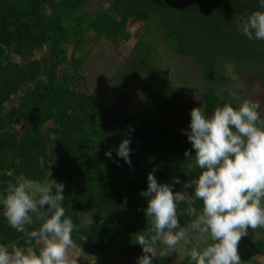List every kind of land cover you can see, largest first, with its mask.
<instances>
[{
	"label": "trees",
	"instance_id": "16d2710c",
	"mask_svg": "<svg viewBox=\"0 0 264 264\" xmlns=\"http://www.w3.org/2000/svg\"><path fill=\"white\" fill-rule=\"evenodd\" d=\"M90 1L0 0V195L6 194L9 183L22 178L42 181L50 178L51 173L52 179L65 184V214L76 225L75 249L81 247L94 254V264L98 263L100 256L77 236L82 235L103 254L102 264H107V249L117 238L119 251L127 257L143 254L135 234L149 226L143 211L147 198L140 195L147 189L149 172L160 183L174 184V178L179 177L181 183L174 184V191L183 190L184 182L199 175L201 170L190 168L192 161L184 156L185 150L194 154L187 135L178 131L189 126L191 109L201 107L211 116L217 106L225 103L239 107L238 98L247 99L244 90L250 84H257V89L264 86V41L247 43L234 29V23L213 41L204 38L206 33L195 31L172 38L165 34L163 23L156 21L157 44L142 34L158 8L156 0H112L108 9L90 16L81 14ZM243 1L252 2L239 0V5ZM223 2H196L198 11L207 16L202 22L204 27L215 16H221ZM139 21L143 28L135 34L138 40L130 66L144 77L146 99L156 98L159 104L163 99L159 110L151 100L144 106L152 112L145 118L140 110L121 109L101 89L88 87L85 76L80 74L83 58L74 56L89 34H93V46L103 40L112 45L128 41L132 37L128 25ZM158 45H164L172 57L157 53ZM68 47L73 49L71 55ZM11 53L21 62L10 61ZM183 56L195 58L199 65L204 87L200 97L188 89L185 74L178 80L176 75L168 74L170 67H176L173 61ZM59 69L61 76L54 77L53 73ZM210 70L216 75L212 82L208 80ZM72 74L80 82L72 79ZM164 82L175 88L165 92ZM222 84L229 89L220 93L217 86ZM140 86L139 83L137 87ZM15 98L16 104L5 111L4 105ZM257 100L264 107L260 96ZM181 104L190 108L184 110ZM159 112L175 115L161 121L151 118ZM129 136L131 166L116 155L121 141ZM109 150L112 159L105 155ZM195 206L202 208V202L196 201ZM185 207L181 204L179 210ZM81 215L89 222L81 219ZM33 218L29 229L38 228L42 222L37 214ZM180 221L186 226L190 218L181 215ZM12 243L37 251L39 247L36 243L29 244L24 234L8 225L0 203V244ZM252 250L251 264H264V244L256 242ZM162 258L158 256L154 264ZM185 262L182 264L188 261Z\"/></svg>",
	"mask_w": 264,
	"mask_h": 264
},
{
	"label": "clouds",
	"instance_id": "9594fccd",
	"mask_svg": "<svg viewBox=\"0 0 264 264\" xmlns=\"http://www.w3.org/2000/svg\"><path fill=\"white\" fill-rule=\"evenodd\" d=\"M237 30L250 41H264V0L258 9L235 18ZM241 99L239 107L231 103L217 106L211 116L201 107L190 111V124L184 130L192 150H185L190 168L200 169L195 178L174 191V184L160 183L153 172L147 176L144 215L149 226L135 234L142 249L137 264H153L191 237L204 240L205 246L192 247L188 264H241L238 245L249 230L264 228V117L258 101ZM130 136L121 141L116 155L129 166ZM112 159V151L105 152ZM63 182L51 178L42 181L22 178L9 183L0 195L8 225L24 234L34 247L0 244V264H77L70 250L76 225L66 216ZM189 189L193 191L189 192ZM202 202V208L195 206ZM186 205L179 210V205ZM33 214L42 219L38 228ZM190 222L181 224L180 216ZM211 241L210 243L208 241Z\"/></svg>",
	"mask_w": 264,
	"mask_h": 264
},
{
	"label": "rangeland",
	"instance_id": "374dc122",
	"mask_svg": "<svg viewBox=\"0 0 264 264\" xmlns=\"http://www.w3.org/2000/svg\"><path fill=\"white\" fill-rule=\"evenodd\" d=\"M156 1L158 8L153 14V17L148 20L150 26L147 28V30L144 29L142 34H144L146 38H149L154 41L156 40L155 42H157V44L159 42V38L157 32L158 25L156 21H158L159 23H163L164 29L166 30L165 34L172 38L181 35V33H192L195 31L201 32L202 34L206 33L204 38L207 41H213L216 36L222 37L226 31L225 27L229 26L230 24L234 23V29H237L235 18L238 16H243L240 15L239 12L245 11V13H250L251 11L258 9V0H251L252 2L248 1V4L244 3L243 1L242 5H239V0H224V2L222 3L223 11H221V16L219 18L215 16L213 18L214 20L210 19V24L204 27L202 25V22L203 20H205V18H207V16L202 15L196 8V5H198L196 2H199L200 0ZM111 3L112 0H92L84 7L81 14L90 16L99 11L108 9L111 6ZM214 21L220 24L216 25L214 24ZM142 25V21H139L132 25H128L129 30L127 31L131 32L132 37H130L128 41H123L124 43L119 42L117 45H112L111 43H109V41L103 40L97 45L93 46V34H89L86 36V39L80 46V48L74 51V56L75 58H83L80 74H83V76H85L88 87L93 89H101L104 93H106L111 102L116 106H119L121 109L132 112L140 110V112L143 114V118H145L147 116L150 117L152 113L151 111L149 112V109L144 108V106L151 99L149 101L146 99V86L142 73L140 71H138L137 73L135 71L133 72V69L130 66V60L134 54V46L136 40H138L135 34L141 32L143 28ZM237 32L239 35H242L238 30ZM242 36L248 43V39L244 35ZM146 42L149 45V42ZM243 43L244 41H241L240 45H242ZM61 46L62 48H64L63 38L61 39ZM68 49L70 53L69 55H71L73 49L72 47H68ZM158 51L160 55L162 54L167 57H172L171 52L166 49L164 45H158L156 52L158 53ZM44 53L45 52L43 51L42 54ZM9 58V60L12 62H21L19 57L15 56L13 53L10 54ZM34 58L37 59V57ZM165 62L168 63V61L166 60ZM173 63L176 64V67H170V69H168V74L176 75L177 80L180 79L183 74H185V80L187 81L188 89H192V92H194V94H197V96L200 97V95L203 94L204 87L201 82L200 68H198L199 65L196 59H190L189 57L183 56L179 57L178 61L175 59ZM67 67H70V65L68 64ZM166 67L168 68V66ZM209 72L210 73L208 80L212 82L216 77L215 71L210 70ZM53 76H61V70L59 69V71H55L53 73ZM71 77L74 80L78 79V77L74 74H72ZM128 77L130 78L128 79ZM135 77H138L136 80L138 81V85L139 83L141 84L140 87H137L138 85L135 86L133 84ZM76 84L78 85V83ZM167 84L168 83L163 85ZM257 86L258 85H255L254 83L250 84V87L244 90V94L247 99L258 101L257 99L260 96V100L264 101V86H262L261 88L259 87L258 89ZM171 87L175 88L173 87V85H171ZM171 87L167 85V89L165 90V92L169 93ZM133 88L135 89L133 90ZM217 88L220 89V93H222L224 91H227L229 89V86L226 87L222 84L220 86H217ZM162 101L163 99L161 98L160 104L162 103ZM16 102L17 98L12 100L11 102L6 103L4 105L5 111H7L11 106L15 105ZM151 102H153L154 107L158 108L160 106L159 102L156 101V98L153 99V101L151 100ZM140 104L143 105L144 111L142 110V106ZM181 106L184 110L186 108L187 110L190 108L189 106H186L184 104H181ZM140 107L141 109H136ZM171 109L173 110L174 108ZM260 110L262 115L264 116V107L261 106ZM170 114H172V117H174L175 115V113L172 112H170L169 114L159 112L155 114L153 113V116L151 118L161 121L164 120L166 117H169ZM185 126H182L181 128H179V130L177 129L178 131L183 133V135L186 134L184 130L188 129L189 127L188 125ZM25 127L28 128V125H25ZM53 161L56 163L55 157L53 158ZM80 218L89 222V219L84 215H81ZM208 242L210 243L211 241L209 240ZM256 242L264 244V228H258L256 230L250 229L249 234L241 239L238 245V253L240 256L241 264H251L253 258L252 245H254ZM202 246H205L204 240L196 237H191L188 241L177 245L173 252L169 256L162 258L158 264H177L187 259L186 257L188 255V252L192 247ZM119 250V238H117L113 242V244L107 249V259L105 262H107V264H137L138 257L142 255L136 254L134 256L132 255L127 257L123 254V252ZM69 254L77 261V264H94L96 262V256L94 254L88 253L87 251H84L81 247L70 250ZM154 263H156V259L154 260L153 264ZM186 264H188V262Z\"/></svg>",
	"mask_w": 264,
	"mask_h": 264
},
{
	"label": "water",
	"instance_id": "95a60500",
	"mask_svg": "<svg viewBox=\"0 0 264 264\" xmlns=\"http://www.w3.org/2000/svg\"><path fill=\"white\" fill-rule=\"evenodd\" d=\"M77 236L85 243V245L90 249V251H92L93 253H96V254H98L100 256V259H99L97 264H102L103 254L101 252L97 251L96 249L92 248L90 243L88 242V240L84 236H82V235H77ZM185 261H186V259L181 261V262H179V263H177V264H182Z\"/></svg>",
	"mask_w": 264,
	"mask_h": 264
}]
</instances>
